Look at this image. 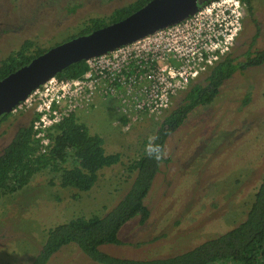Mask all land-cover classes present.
Listing matches in <instances>:
<instances>
[{
    "label": "rangeland",
    "instance_id": "374dc122",
    "mask_svg": "<svg viewBox=\"0 0 264 264\" xmlns=\"http://www.w3.org/2000/svg\"><path fill=\"white\" fill-rule=\"evenodd\" d=\"M132 1L0 0V63L27 40L43 50L63 44L84 21L109 16ZM251 6L252 15L246 13L230 49L233 56L241 57L255 35L252 51H264V0H252ZM109 103L97 100L80 120L103 137L107 153L120 154V164L101 170L86 193L61 188L58 174L43 171L18 193L1 198L0 264H30L50 229L80 216H104L129 191L134 174L127 166L145 150L161 119L123 125ZM33 114L11 112L0 124V153ZM165 146L167 161L144 202L149 219L141 225L135 217L121 229L120 245H103L101 251L134 260L167 258L217 238L244 219L264 172V64L226 81L213 103L194 109ZM47 264L97 263L71 244Z\"/></svg>",
    "mask_w": 264,
    "mask_h": 264
},
{
    "label": "trees",
    "instance_id": "16d2710c",
    "mask_svg": "<svg viewBox=\"0 0 264 264\" xmlns=\"http://www.w3.org/2000/svg\"><path fill=\"white\" fill-rule=\"evenodd\" d=\"M149 1L151 0H133L125 6L115 8L109 16L90 18L83 22L78 33L70 39L89 35L121 21ZM211 1H205L204 5ZM240 1L245 4L247 13L252 15V0ZM252 38L254 41L256 35ZM253 41L241 55L242 59L229 51L204 76L190 84L179 96L177 106L163 114L154 132V135L159 136L157 143L165 146L168 138L182 126L189 114L199 106L213 103L224 83L236 73L264 64V51H252ZM46 51L35 47L32 41H25L18 50L1 61L0 80ZM86 71L84 60L68 66L55 78L74 80L81 78ZM106 101L110 102L109 108L116 107L113 100ZM94 104L70 114L51 127L47 132L51 148L46 152H41L38 141L33 137L32 122L15 133L11 142L0 153V199L18 193L35 175L43 171L58 174L61 188L86 193L96 185L101 170L120 164V154L107 153L103 137L91 132L88 125L80 120V114L91 111ZM8 117L9 114L0 117V124ZM120 122L126 125L128 120L121 116ZM166 161L164 159L157 163L149 159L144 150L127 166V172L134 174V178L123 199L104 216H80L50 229L30 264H47L53 255L71 244L97 264H264V172L244 219L217 238L203 241L196 247L167 258L125 259L100 250L103 245H120L121 229L135 217H138L141 225L147 222L150 212L144 202L161 165Z\"/></svg>",
    "mask_w": 264,
    "mask_h": 264
},
{
    "label": "built area",
    "instance_id": "2783aa9c",
    "mask_svg": "<svg viewBox=\"0 0 264 264\" xmlns=\"http://www.w3.org/2000/svg\"><path fill=\"white\" fill-rule=\"evenodd\" d=\"M243 13L240 0L198 7L177 23L88 58L81 78H50L12 112L33 111L31 132L41 152L51 148V127L97 100H113L128 125L141 118L157 121L176 97L230 51Z\"/></svg>",
    "mask_w": 264,
    "mask_h": 264
},
{
    "label": "water",
    "instance_id": "95a60500",
    "mask_svg": "<svg viewBox=\"0 0 264 264\" xmlns=\"http://www.w3.org/2000/svg\"><path fill=\"white\" fill-rule=\"evenodd\" d=\"M200 0H151L121 21L55 46L0 80V117L10 114L34 90L68 66L177 23L192 15Z\"/></svg>",
    "mask_w": 264,
    "mask_h": 264
},
{
    "label": "clouds",
    "instance_id": "9594fccd",
    "mask_svg": "<svg viewBox=\"0 0 264 264\" xmlns=\"http://www.w3.org/2000/svg\"><path fill=\"white\" fill-rule=\"evenodd\" d=\"M158 140V135H150L145 146V153L147 157L149 159L155 160L157 163L161 162L168 156V150L166 146L157 143Z\"/></svg>",
    "mask_w": 264,
    "mask_h": 264
},
{
    "label": "flooded vegetation",
    "instance_id": "af4514ba",
    "mask_svg": "<svg viewBox=\"0 0 264 264\" xmlns=\"http://www.w3.org/2000/svg\"><path fill=\"white\" fill-rule=\"evenodd\" d=\"M244 5V16H243V19L246 17V13H247V9H246V6H245V4H243ZM243 19H242V28H241V31L239 32V34H238V36L237 37H239V35L241 34V32H242V29H243ZM237 39V38H236ZM236 41V40H235Z\"/></svg>",
    "mask_w": 264,
    "mask_h": 264
}]
</instances>
